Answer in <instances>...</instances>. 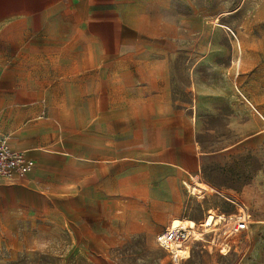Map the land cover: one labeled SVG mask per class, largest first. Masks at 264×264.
<instances>
[{"label": "crops", "instance_id": "0c3cea01", "mask_svg": "<svg viewBox=\"0 0 264 264\" xmlns=\"http://www.w3.org/2000/svg\"><path fill=\"white\" fill-rule=\"evenodd\" d=\"M252 1L0 0V135L35 161L0 177V206L96 246L171 225L200 157L178 98L184 42Z\"/></svg>", "mask_w": 264, "mask_h": 264}, {"label": "rangeland", "instance_id": "374dc122", "mask_svg": "<svg viewBox=\"0 0 264 264\" xmlns=\"http://www.w3.org/2000/svg\"><path fill=\"white\" fill-rule=\"evenodd\" d=\"M252 3L228 19L219 16L218 25V16L205 19L199 37L184 42L192 52L182 55L178 98L187 114L193 111L192 142L200 157L189 187L201 198L187 189L181 208L169 213L170 223L205 220L208 230L213 214L238 213L242 203L251 218L230 250L208 236L192 243L183 264H264V0ZM162 230L122 231L119 243L105 239L96 246L77 225L54 215L10 213L3 203L0 264H172L157 244Z\"/></svg>", "mask_w": 264, "mask_h": 264}, {"label": "built area", "instance_id": "2783aa9c", "mask_svg": "<svg viewBox=\"0 0 264 264\" xmlns=\"http://www.w3.org/2000/svg\"><path fill=\"white\" fill-rule=\"evenodd\" d=\"M34 167L35 161L32 158H29L24 151L14 148L8 137L0 135V177L23 178ZM232 202L237 203L236 200H232ZM242 205L244 204L242 203ZM242 205V211L235 214L224 212L213 214L214 223L207 226L209 227L208 230L204 229L205 220L194 222L193 225L180 224L174 226L171 224L157 235V244L168 252L172 264H183L190 257L191 247L188 245L196 242H206L208 236L212 238L213 243L217 239H221L223 245L232 247L231 239L246 231L250 223L251 214ZM208 216H210V213ZM184 252H187V255Z\"/></svg>", "mask_w": 264, "mask_h": 264}, {"label": "bare ground", "instance_id": "6f19581e", "mask_svg": "<svg viewBox=\"0 0 264 264\" xmlns=\"http://www.w3.org/2000/svg\"><path fill=\"white\" fill-rule=\"evenodd\" d=\"M229 13H230V12H229ZM224 15H225V14H224ZM228 15H229V14H228ZM215 23H216L217 25L220 24V17H219V16L216 18ZM192 192L195 193V194H198V193L195 192V191H192ZM200 198H201V195H200ZM180 224H184V225H186V224H190V223H189V220L184 219L183 222L180 223ZM180 224H178V225H180ZM191 225H192V224H191ZM174 226H177V225H174ZM188 246L191 247V246H192V243L189 244ZM230 249H231V247H229L228 245H225L224 250H230ZM185 255H187V252L185 253Z\"/></svg>", "mask_w": 264, "mask_h": 264}]
</instances>
